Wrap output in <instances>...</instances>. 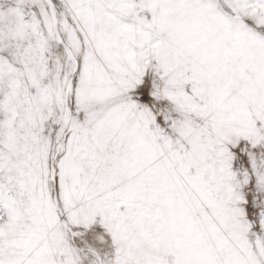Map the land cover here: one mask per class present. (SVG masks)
Listing matches in <instances>:
<instances>
[{"label": "snow or ice", "instance_id": "1", "mask_svg": "<svg viewBox=\"0 0 264 264\" xmlns=\"http://www.w3.org/2000/svg\"><path fill=\"white\" fill-rule=\"evenodd\" d=\"M0 264H264V0H0Z\"/></svg>", "mask_w": 264, "mask_h": 264}]
</instances>
